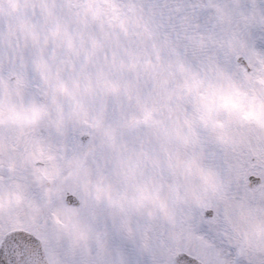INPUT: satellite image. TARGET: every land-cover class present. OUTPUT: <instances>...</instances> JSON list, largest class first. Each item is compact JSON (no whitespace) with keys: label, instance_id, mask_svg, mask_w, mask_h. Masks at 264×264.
<instances>
[{"label":"snow or ice","instance_id":"6c2138e0","mask_svg":"<svg viewBox=\"0 0 264 264\" xmlns=\"http://www.w3.org/2000/svg\"><path fill=\"white\" fill-rule=\"evenodd\" d=\"M0 264H264V0H0Z\"/></svg>","mask_w":264,"mask_h":264}]
</instances>
